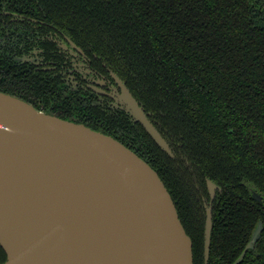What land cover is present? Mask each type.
I'll return each instance as SVG.
<instances>
[{
    "label": "trees",
    "instance_id": "16d2710c",
    "mask_svg": "<svg viewBox=\"0 0 264 264\" xmlns=\"http://www.w3.org/2000/svg\"><path fill=\"white\" fill-rule=\"evenodd\" d=\"M0 2L44 17L103 58L184 144L204 177L224 187L209 264H234L259 223L264 225V201L253 196V191L264 195V0ZM0 91L40 109L34 101L40 89L21 76L0 74ZM142 135L164 161L158 170V163L149 164L169 189L193 240L194 263L204 264L205 219L191 232L181 209L184 198L168 170L171 158ZM240 264H264V230Z\"/></svg>",
    "mask_w": 264,
    "mask_h": 264
},
{
    "label": "water",
    "instance_id": "95a60500",
    "mask_svg": "<svg viewBox=\"0 0 264 264\" xmlns=\"http://www.w3.org/2000/svg\"><path fill=\"white\" fill-rule=\"evenodd\" d=\"M119 101L169 143L119 80ZM210 188H215L209 181ZM256 200L262 196L253 191ZM213 217L206 226V264ZM259 223L234 264L261 238ZM3 264H195L193 240L158 171L115 137L0 91Z\"/></svg>",
    "mask_w": 264,
    "mask_h": 264
},
{
    "label": "flooded vegetation",
    "instance_id": "af4514ba",
    "mask_svg": "<svg viewBox=\"0 0 264 264\" xmlns=\"http://www.w3.org/2000/svg\"><path fill=\"white\" fill-rule=\"evenodd\" d=\"M9 7V4L0 2V74L21 76L30 82L31 87L39 88L40 92L34 101L40 110L57 113L63 118L114 135L137 154L141 152L138 155L147 162L151 160L158 163V170L163 168L164 161L158 159L151 148L152 141H148L142 131L145 136H150L171 158L168 170L177 186L176 190L184 198L181 209L191 232L205 219L206 249L209 213L212 214L214 226L215 210L224 187L218 181L204 177L201 165L190 159L184 144L158 122L134 95L126 80L103 58L91 49H84L71 34L44 17L31 16L26 11L20 12ZM119 80L127 85L143 106L150 120L169 143L173 155L164 150L118 100L122 94ZM209 181L215 185L213 190ZM5 257H8L7 253L0 244V264L5 263H1ZM204 257L206 264L205 250Z\"/></svg>",
    "mask_w": 264,
    "mask_h": 264
}]
</instances>
